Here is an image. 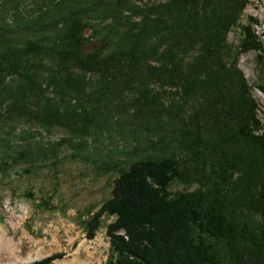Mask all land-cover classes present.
Listing matches in <instances>:
<instances>
[{
	"label": "trees",
	"instance_id": "obj_1",
	"mask_svg": "<svg viewBox=\"0 0 264 264\" xmlns=\"http://www.w3.org/2000/svg\"><path fill=\"white\" fill-rule=\"evenodd\" d=\"M45 1L30 15L0 0V121L62 126L80 145L130 93L132 119L160 130L162 150L130 157L88 221L91 238L114 217L106 263L264 264V124L239 66L264 52L261 20L242 23L251 0ZM87 30L104 46L87 50Z\"/></svg>",
	"mask_w": 264,
	"mask_h": 264
},
{
	"label": "rangeland",
	"instance_id": "obj_2",
	"mask_svg": "<svg viewBox=\"0 0 264 264\" xmlns=\"http://www.w3.org/2000/svg\"><path fill=\"white\" fill-rule=\"evenodd\" d=\"M39 5L45 7L46 1L23 0L21 9L34 15L40 11ZM248 14L261 20L256 28L264 36V0H251L243 24ZM91 32L86 31L90 38L87 50L103 47L104 41L91 37ZM243 37L241 27L229 33L234 45ZM239 66L252 85L264 124V92L257 87L264 84V52L241 54ZM132 97L127 93L116 101L117 116L110 128L83 145L62 126H43L31 119L0 121V264L37 253L38 257L23 264L52 254L58 256L50 264H107L112 253L107 226L114 217L101 214L100 226L91 238L87 236L88 221L111 196L114 179L130 157L155 154L163 148L158 142L160 130L140 124L127 111ZM194 187L175 181L170 190ZM5 235L17 241L15 255L1 248Z\"/></svg>",
	"mask_w": 264,
	"mask_h": 264
},
{
	"label": "bare ground",
	"instance_id": "obj_3",
	"mask_svg": "<svg viewBox=\"0 0 264 264\" xmlns=\"http://www.w3.org/2000/svg\"><path fill=\"white\" fill-rule=\"evenodd\" d=\"M7 235H5V238L2 239L1 248L9 251V254L15 255L16 251L19 250L17 241L13 240L12 236H7ZM38 256H39L38 253L37 254H28L27 257H19L16 259L13 258L14 260L9 259L8 261H6V263L4 262L3 264H23L25 262H29L31 260H34Z\"/></svg>",
	"mask_w": 264,
	"mask_h": 264
}]
</instances>
